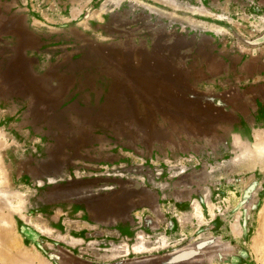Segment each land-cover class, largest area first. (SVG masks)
<instances>
[{
	"label": "rangeland",
	"instance_id": "rangeland-1",
	"mask_svg": "<svg viewBox=\"0 0 264 264\" xmlns=\"http://www.w3.org/2000/svg\"><path fill=\"white\" fill-rule=\"evenodd\" d=\"M263 149L264 0H0V264H264Z\"/></svg>",
	"mask_w": 264,
	"mask_h": 264
},
{
	"label": "water",
	"instance_id": "water-1",
	"mask_svg": "<svg viewBox=\"0 0 264 264\" xmlns=\"http://www.w3.org/2000/svg\"><path fill=\"white\" fill-rule=\"evenodd\" d=\"M139 67H138L139 70L142 69V70H149V71H155L157 73H160V75L162 76V79L176 85L177 87H179L181 85V81L177 77L172 75L167 68H164V67L159 66V65H155L154 69H151L149 61H145V62L140 63ZM32 81H34V84H35V87L37 88V90L42 92L43 90L41 89L38 81H35V79H32ZM38 167L41 168V170L43 169V172L39 173L41 175H45V174L51 173V172H57V167L48 161L40 162Z\"/></svg>",
	"mask_w": 264,
	"mask_h": 264
},
{
	"label": "bare ground",
	"instance_id": "bare-ground-1",
	"mask_svg": "<svg viewBox=\"0 0 264 264\" xmlns=\"http://www.w3.org/2000/svg\"><path fill=\"white\" fill-rule=\"evenodd\" d=\"M262 146H263V145H262ZM258 147H259V146H258ZM260 149H261V148H260ZM263 150H264V149H263ZM263 150H262V151H263ZM262 151H261V152H259V153H262ZM257 152H258V151H257ZM2 208H3V207H2ZM3 219H4V218H3Z\"/></svg>",
	"mask_w": 264,
	"mask_h": 264
}]
</instances>
